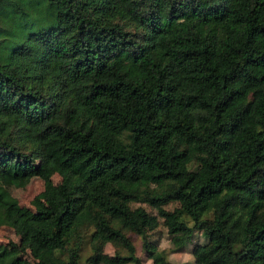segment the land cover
<instances>
[{
	"label": "trees",
	"instance_id": "1",
	"mask_svg": "<svg viewBox=\"0 0 264 264\" xmlns=\"http://www.w3.org/2000/svg\"><path fill=\"white\" fill-rule=\"evenodd\" d=\"M156 218L189 264H264V0H0V264H141L129 232L186 264Z\"/></svg>",
	"mask_w": 264,
	"mask_h": 264
},
{
	"label": "rangeland",
	"instance_id": "2",
	"mask_svg": "<svg viewBox=\"0 0 264 264\" xmlns=\"http://www.w3.org/2000/svg\"><path fill=\"white\" fill-rule=\"evenodd\" d=\"M50 180L52 182L58 181V175L52 174L50 177ZM9 193L11 196H13L19 205L26 206V207H32L31 201L34 195H36L42 188V181L41 179L37 177H31L29 178L23 185L21 186H7ZM175 205L174 202H169L166 205H164L165 208L171 209ZM133 212L138 220L139 224H144L145 222H148V218L152 217V211L150 208L144 204V203H133L132 204ZM184 220L191 224L190 220L186 217H184ZM129 237L131 238L136 254L141 259V264H150V259L146 258L145 253L143 252L141 246H140V237L133 233H128ZM149 235L152 239H155L157 242V248L161 251L163 257L171 262H177V263H186L189 264L192 262V255L190 253L191 245L195 242H203L204 236L200 234L199 231H194L191 242L186 244L182 248L178 249H172L170 247V243L168 240V235L166 233L165 227L160 224L157 221L155 227L149 232ZM13 241H16V236L8 230L6 227L0 226V243L6 244V243H12ZM88 248L87 246H84L82 249V256L87 252ZM104 251L110 253L112 252V247L107 244L104 247ZM25 256V254H24ZM27 259H29V256L27 255Z\"/></svg>",
	"mask_w": 264,
	"mask_h": 264
}]
</instances>
